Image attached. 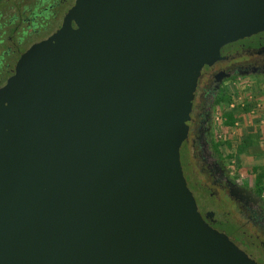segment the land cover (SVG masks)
Listing matches in <instances>:
<instances>
[{
    "label": "water",
    "instance_id": "95a60500",
    "mask_svg": "<svg viewBox=\"0 0 264 264\" xmlns=\"http://www.w3.org/2000/svg\"><path fill=\"white\" fill-rule=\"evenodd\" d=\"M264 0H77L0 91V264H257L201 215L198 77Z\"/></svg>",
    "mask_w": 264,
    "mask_h": 264
},
{
    "label": "flooded vegetation",
    "instance_id": "af4514ba",
    "mask_svg": "<svg viewBox=\"0 0 264 264\" xmlns=\"http://www.w3.org/2000/svg\"><path fill=\"white\" fill-rule=\"evenodd\" d=\"M77 0H0V91L16 74L22 57L63 25ZM264 76V32L224 46L204 65L181 148L183 170L207 224L224 234L257 264H264V194L241 183L215 152L216 100L225 84Z\"/></svg>",
    "mask_w": 264,
    "mask_h": 264
},
{
    "label": "rangeland",
    "instance_id": "374dc122",
    "mask_svg": "<svg viewBox=\"0 0 264 264\" xmlns=\"http://www.w3.org/2000/svg\"><path fill=\"white\" fill-rule=\"evenodd\" d=\"M222 96L225 100L214 110L213 140L232 176L253 187L264 172V76L229 81ZM229 114L235 116L231 127L226 125Z\"/></svg>",
    "mask_w": 264,
    "mask_h": 264
},
{
    "label": "trees",
    "instance_id": "16d2710c",
    "mask_svg": "<svg viewBox=\"0 0 264 264\" xmlns=\"http://www.w3.org/2000/svg\"><path fill=\"white\" fill-rule=\"evenodd\" d=\"M224 100H225L224 97H223V96H220V97L216 100L215 104L218 106V105H220ZM226 120H227V121H226V125L229 126V127H231V126L234 125V122H235V116H234L233 114H229V115H227ZM219 148H220V145H219V144H215L214 149H215V152H216L218 155H220V150H219ZM255 186H256V188H257L258 193H259L260 195H262V194L264 193V172H262L261 174H259V175L257 176Z\"/></svg>",
    "mask_w": 264,
    "mask_h": 264
}]
</instances>
